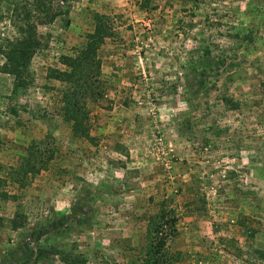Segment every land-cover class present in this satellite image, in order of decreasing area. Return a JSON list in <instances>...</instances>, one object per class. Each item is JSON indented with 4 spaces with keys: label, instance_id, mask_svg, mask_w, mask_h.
<instances>
[{
    "label": "rangeland",
    "instance_id": "1",
    "mask_svg": "<svg viewBox=\"0 0 264 264\" xmlns=\"http://www.w3.org/2000/svg\"><path fill=\"white\" fill-rule=\"evenodd\" d=\"M53 3L32 85L13 94L0 73V264H139L174 216L172 264H264V0ZM4 9L0 35L14 31ZM96 14L113 34L87 139L47 73L83 46ZM205 42L228 69L189 105L187 61Z\"/></svg>",
    "mask_w": 264,
    "mask_h": 264
},
{
    "label": "trees",
    "instance_id": "2",
    "mask_svg": "<svg viewBox=\"0 0 264 264\" xmlns=\"http://www.w3.org/2000/svg\"><path fill=\"white\" fill-rule=\"evenodd\" d=\"M4 6L6 8L4 12L8 14L5 17L8 19V26H12L14 31L0 35V54L3 57L0 73H6L12 77V93L17 94L29 88L34 81L31 63L42 47L39 26L54 22L61 12L55 8L53 0H0V7ZM255 10L260 12L257 8ZM3 16L0 15V19ZM112 34L113 27L109 18L103 14H96L93 29L86 34L83 46L75 48L72 54H62L59 58L62 66L50 67L48 70V78L65 84L60 89V109L70 124L73 134L77 137L93 138L91 125H89L88 102L98 101L105 93L101 78L103 60L100 56V49ZM192 51L187 61V73L185 74V90L189 94L185 102L189 105H196L195 99L199 93L203 91L209 93L212 87L208 84L213 78L220 77V70L228 69V65H225L226 61L222 57L214 54L210 43L205 42ZM215 82L213 87L217 86ZM221 100L229 107L237 106V103H233L235 101L228 96H223ZM8 196H10L8 193L0 192V197L8 198ZM17 216L18 214L11 219L14 229L23 226ZM176 221L178 219L174 216L171 218V224L168 222L167 226L160 224L161 230H157L154 239L156 241L148 244L147 252L139 264H172L166 248L167 237L163 230L170 228L176 232ZM258 253L264 259V250H259ZM28 262L29 260H26L20 264H28ZM83 262L79 260L77 264Z\"/></svg>",
    "mask_w": 264,
    "mask_h": 264
}]
</instances>
